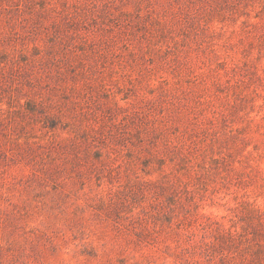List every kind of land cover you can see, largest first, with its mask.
<instances>
[{"label": "rangeland", "instance_id": "374dc122", "mask_svg": "<svg viewBox=\"0 0 264 264\" xmlns=\"http://www.w3.org/2000/svg\"><path fill=\"white\" fill-rule=\"evenodd\" d=\"M0 264H264V0H0Z\"/></svg>", "mask_w": 264, "mask_h": 264}]
</instances>
